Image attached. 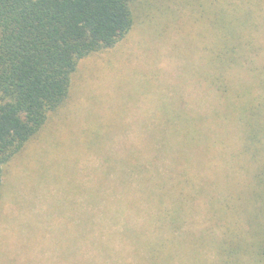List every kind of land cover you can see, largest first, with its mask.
Instances as JSON below:
<instances>
[{
    "label": "trees",
    "instance_id": "trees-1",
    "mask_svg": "<svg viewBox=\"0 0 264 264\" xmlns=\"http://www.w3.org/2000/svg\"><path fill=\"white\" fill-rule=\"evenodd\" d=\"M137 1L0 0V198L4 166L39 136L52 113L65 106L80 62L116 48L131 33ZM212 3L216 50L211 73H201L213 93L209 111L202 110L198 124L187 127L189 138L179 129L150 130L146 146L135 147L121 161L116 189L102 197V209L88 215L89 222L98 220L101 230L93 224L82 229L83 245L99 257L91 263L81 259L77 242H72L62 257L65 264H102L98 259L109 263L118 239L122 248L116 251L123 264H185L196 234L188 232L184 239L179 232L197 211L192 205L197 193L207 198L212 194L210 208L218 217L231 218L229 238L236 234L240 220L229 214L231 205L215 199L236 180L230 175L234 167L247 173L253 200L248 225L258 229L257 234L248 242L227 238L216 243L205 235L201 253L214 246V252L225 257L220 264H232L242 255L264 264V217L259 216L262 211L264 215V0H227V20L222 18L226 7L221 9L218 0ZM192 142L202 145L199 153L190 149ZM165 159L170 166L162 162ZM194 165L203 170L199 176L191 173ZM208 182H214L210 190ZM95 196L89 193L90 204ZM62 258L56 264H63Z\"/></svg>",
    "mask_w": 264,
    "mask_h": 264
},
{
    "label": "rangeland",
    "instance_id": "rangeland-1",
    "mask_svg": "<svg viewBox=\"0 0 264 264\" xmlns=\"http://www.w3.org/2000/svg\"><path fill=\"white\" fill-rule=\"evenodd\" d=\"M212 1L138 0L131 33L116 48L80 62L65 106L52 113L39 136L4 166L0 264H56L57 258L68 254L72 242H77L76 254L83 256L81 259L91 263L99 257L83 245L86 237L82 229L93 224L101 230L98 220L89 222L88 215L98 213L104 205L102 197L116 189L121 161L130 157L135 147L146 146L152 129H179L189 138L187 127L196 126L201 111L210 109V81L203 80L201 73L203 69L211 73L216 50L213 33L217 16ZM218 1L221 9L226 7L227 0ZM226 9L225 20L230 19V9ZM201 147L194 142L190 145L198 153ZM169 160L162 162L170 166ZM211 166L210 162L206 168ZM191 170L196 176L203 171L198 165ZM230 175L236 180L217 192L215 199L231 205L229 214L240 220L236 234L229 238L231 218L218 217L210 208L212 194L207 198L197 193L194 202L190 200L197 211L179 232L184 239L188 232L196 234L188 246L191 256H186L188 252L184 255L185 264H220L225 259L214 252V246L201 253L205 235L216 243L227 238L248 242L250 235L257 234L258 229L248 225L253 200L247 173L234 167ZM105 178L108 181L103 183ZM212 183L205 186L210 190ZM90 192L96 195L94 204L89 203ZM119 241L114 243L115 253L110 254L112 261L104 264H123L116 251L122 248ZM125 254L131 262L133 258ZM232 264L257 263L242 255Z\"/></svg>",
    "mask_w": 264,
    "mask_h": 264
}]
</instances>
